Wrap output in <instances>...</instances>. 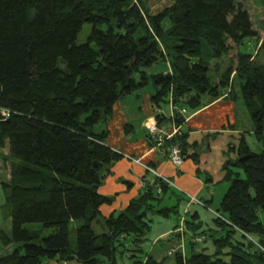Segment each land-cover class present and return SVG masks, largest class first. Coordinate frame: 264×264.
<instances>
[{"label":"trees","instance_id":"obj_1","mask_svg":"<svg viewBox=\"0 0 264 264\" xmlns=\"http://www.w3.org/2000/svg\"><path fill=\"white\" fill-rule=\"evenodd\" d=\"M246 1L172 0L153 14L147 0H0V160L9 164L10 181L3 187L11 217L3 243L14 246L0 264H119V256L135 258V264H164L166 259L158 262L148 253L140 260L138 254L144 253L152 217L180 218L179 205L161 207L169 186L159 180L161 192L149 185L126 209L103 217L101 208L116 197L98 190L123 155L106 145L107 127L101 133L95 127L107 126L116 104L150 83L157 90L153 104L174 109L171 118L157 114L158 125L171 121L180 127L181 109L195 112L206 106V97L214 101L225 92L234 98L236 77L243 81L241 98L263 149L252 152L241 138L237 158L224 166L229 187L216 215L211 212L214 226L197 233L204 222L198 212H188L185 234L192 232L193 240L186 254L174 255L177 264H264V63L258 61L264 37ZM85 24L93 30L86 43L77 44ZM252 39L256 54L241 49ZM204 43L210 49L207 63ZM233 51L234 62L211 83V63ZM160 63L169 72L149 76L145 70ZM165 142L199 162L197 152L189 155L196 145L187 133ZM75 221L84 224L73 248ZM28 224L53 233L41 237ZM200 237L211 238L213 253L198 249L194 239Z\"/></svg>","mask_w":264,"mask_h":264},{"label":"crops","instance_id":"obj_2","mask_svg":"<svg viewBox=\"0 0 264 264\" xmlns=\"http://www.w3.org/2000/svg\"><path fill=\"white\" fill-rule=\"evenodd\" d=\"M220 63L221 61H213L214 65L218 64L217 70L222 74L227 66L223 69ZM167 72H169V67L162 65V73ZM154 90V93H146L143 97L141 108H143L144 113L136 120L138 127L143 130L144 136L137 137L135 117L133 115L128 116L120 107L116 109L117 114H114L113 119L107 125L109 133L106 145L122 154L123 158L111 167L109 174H104L103 183L98 190L100 194L116 196V201L112 206L101 208L103 217L118 214L126 209L131 200L138 197L140 192L144 191L149 185H154L155 190H159V187L157 188L159 179L149 172L145 166L157 170L171 181L172 184L165 195V201L173 205H179V207L183 204V216L180 217V220L182 218L186 220L187 216L184 215L188 212H198L201 218L200 211L202 209L197 204L188 207L190 196L202 200L211 210L217 211L218 208L212 209V204L217 201L220 205L229 187L224 180L226 162L237 158V148L243 136H245L247 142L248 138L253 136L256 138L254 125L244 115L235 94L232 95L234 98L230 99L228 98V92H225L222 97L214 101L206 97V106L195 112L187 111V114L182 115L185 117V122L179 127L180 134L183 132L188 134L189 144L196 145V149L189 150V155L197 152L199 162H196L194 158H183L182 166L177 167L165 151L170 144L163 142L162 145H158L148 135V127L157 122V114H164L167 118H171L174 112L170 104L163 109H158L153 104L152 96L157 92L155 88ZM170 125L171 121L166 124V126ZM172 127L170 126L169 131L172 130ZM256 141L259 143V150L262 151V144L257 138ZM166 144H168L167 147H165ZM135 159H140V163L133 161ZM9 181V166L4 165L0 160V248L11 252L14 246H5L3 243V235H8L10 232L2 228L5 220L11 221L5 206L8 192L3 187V184ZM179 196L184 199L181 203L178 201ZM184 228L185 231L182 232L180 228L172 230L171 235H168L171 230L166 231L159 237L168 235L172 237V241L179 240L182 252L186 254V250L184 251L182 248L184 247V240L186 242L185 232L187 229ZM158 253L163 256L161 251H158ZM6 254H2L0 251V256ZM163 260L164 257H160L157 261L161 262ZM46 264L60 263L53 260ZM65 264L80 263L73 261Z\"/></svg>","mask_w":264,"mask_h":264},{"label":"rangeland","instance_id":"obj_3","mask_svg":"<svg viewBox=\"0 0 264 264\" xmlns=\"http://www.w3.org/2000/svg\"><path fill=\"white\" fill-rule=\"evenodd\" d=\"M171 1L172 0H147V4H148L151 12L153 14H156V13L162 11L167 6L171 5ZM245 5L248 6L249 9H251V14H252L253 20L255 22L254 28L257 30L258 35L260 37H264V11L260 6L261 5L260 1L259 0H247L245 2ZM167 26H168V24H167ZM98 29L102 30V31H107L108 28L106 25H100V26H98ZM92 30H93L92 25L85 24L82 32L78 36L76 43L77 44L86 43V41L88 40V37L91 34ZM257 47H258L257 41L252 39L250 41V43H249V41H246L244 43V45L241 46V49L245 50L246 52L256 54ZM203 49H204L203 56H204L205 62L207 63V60L209 59L208 54L210 52V49L206 43H204ZM235 56H236V51H233L229 57L224 58L221 61L220 66H222V68L225 69L226 66L228 67L229 64L234 62ZM258 61L261 63H264V51H262L260 57L258 58ZM212 64L213 63H211V65ZM162 65H165V64L164 63L157 64V65H155L149 69H146L145 71L147 72V74L149 76H151L152 74L161 73L162 72ZM213 65H212V68L210 69V71L208 73V77L210 78L211 83L217 84L220 81L222 75H221V72L219 70H217L216 68L213 67ZM241 82L243 83V81H241L238 77H236L234 80V90H235L236 96L238 98L237 102H238L241 110L243 111L244 115H246L247 119L251 120L250 113L245 108L243 100L241 98V93H240ZM154 92H155L154 86L152 85V83H150L147 87H145L141 90H138L135 93H133L132 95H129V96L121 99L116 104V107H115V113L116 114H117L116 109H118L120 107L121 109L124 110V112L128 116L133 115V117H135L134 119H135L136 132L138 133L137 137H139L140 135L144 136L143 130L138 127L137 122H136L137 118L139 116L143 115V113H144L143 108H141L142 104H143V97L145 96L146 93H154ZM106 127L107 126L105 123L100 122L98 125H96L95 132L101 133ZM248 143H249V146H250L252 152H254V153L260 152L259 143L256 141V138L254 136L252 138H248ZM3 152L4 153L6 152L7 154H9L8 149H5ZM7 166H9L8 163H7ZM101 173H102V171H101ZM167 199H169V197H167ZM171 205H173V204H170V203H168V201H165V196H164V202L162 203L161 207H166V206H171ZM212 205H213L212 209H217L219 207V204L217 201H215V203H213ZM200 208L202 209L200 211L201 219L203 220L204 223H203L202 227L198 228L197 233H200V232L204 231L205 229L212 228L214 226L213 225V214L210 211H208V209H206L204 207H200ZM179 210H180V212H183V204H181V206L179 207ZM184 216H187V218H188V215H184ZM152 219H153L152 231L148 235V238H147L148 240L143 245L144 246V253L138 254V259L143 260V258H145L147 256V254L149 253L152 256H154L156 258V260H158V258H160V257L161 258L164 257V259H166L164 264H177L176 258H175L176 254L174 256H169V251L173 250V251H175V253L182 252L181 245H180L179 240L172 241V239H171L172 237L168 236V235L172 234V230L179 228L181 226V220H180L179 216L174 214V213H171V215L167 218L155 215L152 217ZM83 224H84L83 221H75L70 226V241H71L73 248L75 247V244H76V230L78 227H80ZM2 228L4 230H8V232H10L11 221L5 220ZM25 228L28 229L29 231H37V230L41 231V235H42L41 237H47L53 233L52 229H46L43 227L42 224H28L25 226ZM94 230L98 234L102 233V228L99 224L94 223ZM170 230H171V233H169L167 236L159 237L163 233H166V231H170ZM184 231H185V228H184ZM191 233L192 232L186 233V238H185L186 242L184 240V247H182L184 251L186 250V253H187V249L189 251V247H190L189 242L191 240H193ZM236 239H238V235L236 236ZM249 239L252 241H255V240L257 241V238H255V237H249ZM194 241L199 245L198 249H202V246H204V247H207V249L210 253H213L214 249L212 250V248H214V247L212 245L211 238H209V240L206 242H205V238H203V237L195 238ZM0 251L2 254L9 253V250H7V249L3 250L0 248ZM158 251H161L163 256H160ZM118 263L119 264H135V258L130 259L126 256L125 257L119 256L118 257Z\"/></svg>","mask_w":264,"mask_h":264},{"label":"built area","instance_id":"obj_4","mask_svg":"<svg viewBox=\"0 0 264 264\" xmlns=\"http://www.w3.org/2000/svg\"><path fill=\"white\" fill-rule=\"evenodd\" d=\"M180 113L182 115H185L187 114V110L186 109H181L180 110ZM3 115L7 116L6 113H3ZM174 116V115H173ZM170 126H175L174 128L172 127V130L169 131V128ZM170 126H166V125H163V126H159L158 125V122H155L153 123L152 125H150L148 127V135L149 137L155 141L156 144L158 145H162L163 142L165 141H168L169 139L173 138L176 134H178L180 132V129L179 127H177L175 125V123H171ZM166 153L169 154V158L170 160L172 161V163L177 166V167H180L182 166L184 160H183V157L181 155V150H180V147L177 146V145H173V146H170L169 148H167L166 150ZM131 159V158H130ZM137 163H140V159H135L133 160ZM145 168L151 172L157 179H159L161 182L167 184L168 186H170L172 183L171 181L166 178L165 176L161 175L157 170H154L153 168H149L147 166H145ZM159 192H161V189L159 188L158 190ZM190 200L188 201V207H190L192 204H197L199 205L200 207H204L206 209H208L209 211H211L214 215H216V213L211 210L210 208H208L206 205H205V202H203L202 200L200 199H197L196 197L194 196H190L189 198ZM187 214V213H186ZM185 214V215H186ZM185 218H182L181 219V226L179 227L180 228V231L182 232L184 230V227H185ZM175 254V251L171 250L169 251V255L170 256H173Z\"/></svg>","mask_w":264,"mask_h":264},{"label":"water","instance_id":"obj_5","mask_svg":"<svg viewBox=\"0 0 264 264\" xmlns=\"http://www.w3.org/2000/svg\"><path fill=\"white\" fill-rule=\"evenodd\" d=\"M94 166H95V167L98 166L97 162H95ZM93 188H94L95 190H98V187H97V186H94Z\"/></svg>","mask_w":264,"mask_h":264},{"label":"clouds","instance_id":"obj_6","mask_svg":"<svg viewBox=\"0 0 264 264\" xmlns=\"http://www.w3.org/2000/svg\"><path fill=\"white\" fill-rule=\"evenodd\" d=\"M170 256V255H169Z\"/></svg>","mask_w":264,"mask_h":264}]
</instances>
